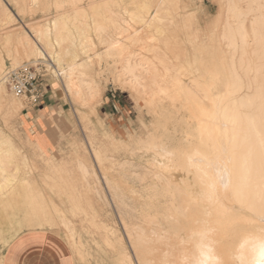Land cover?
Wrapping results in <instances>:
<instances>
[{"label":"rangeland","instance_id":"1","mask_svg":"<svg viewBox=\"0 0 264 264\" xmlns=\"http://www.w3.org/2000/svg\"><path fill=\"white\" fill-rule=\"evenodd\" d=\"M35 1L36 0H2V1L0 0V2H2L0 3V16H1L0 17L1 20L0 54L2 55L4 60V67L2 70L1 80L4 73L9 68L19 67L22 64L29 62L42 63L43 68L47 69L46 71L47 73L43 85L44 93L46 94L47 84L48 86H52L53 90L57 94L56 99L57 102L59 103L58 115L55 119V129H54L55 136L57 139V145L49 153L47 151H43L27 138V136L24 134L22 129V122L24 121V117H25L24 114L29 112L31 108L38 107L43 97L38 101L37 104L29 105L25 99L14 96L9 91L5 83L2 81L5 88V95H7L5 97L8 99V101H13V103L15 102V104L17 105V107L14 110L9 111V106H7L5 102L2 103L0 101V150L3 151L2 154L4 153V151L7 150L9 151L8 154H6V156L2 155L3 157L15 159V160L12 159L13 164L11 163L10 166L12 169L11 173L17 174L13 177L15 178V181L17 183L16 185L17 189L14 198L15 199L14 203H11L12 201H10L9 198H6L4 196L2 197L3 199H1L0 196V219L3 216L4 218L3 223H6L7 233H11V232L18 233L20 230L22 231L42 230L57 236L69 246L75 258V264H118L117 262L118 256L114 252V249L110 248V246L105 245L106 244L105 239L113 240L114 237L116 239L118 238L124 244L130 256H132V258L135 260L136 263V256L133 252V249H131L132 238L130 236L137 238L143 236L147 238V241H150L152 238L153 239L159 238L158 237L159 227L161 226V224L166 222L164 217L166 215L167 210H169L172 207V204L170 202L171 197L170 196L167 197L168 193L164 191V189L162 191V188L159 186L160 184L159 178L156 177L155 175L157 167L154 164H152L154 161V156H152L153 154L139 151V149L141 147H144L146 143L151 141L150 139H152V137L151 138L146 137L147 135L150 134L147 132L148 131L151 132L154 129H159L162 126L161 122H163L164 124L165 121L164 118L165 119L167 118V113H169L168 114L169 117L172 118L171 120H169L170 123L168 125L169 126L168 129H170V134L172 137L170 141L173 144H178V142L182 141V137H183L182 132L184 129V125L180 121H178V119L181 120L180 117H182L184 113L183 112H179L180 114L178 113V111L182 110L181 106L177 104L176 108L174 107V105L171 103L172 100L168 99L170 98L169 93H164L165 95L164 94L162 95L161 93L162 97L159 94L158 96H160L162 99L156 96L154 98L155 101L151 99V97L149 99L148 97L149 94H144V95L141 94L142 97L140 95L138 96L139 94L138 91H135L134 88L131 86V84H129V81L127 80V77H129V75L125 77V75L122 72V68L125 62V59L122 56H126L125 57L126 59L127 58L140 59L142 57L140 60L142 63H147V61L149 62L150 59H152L149 57H153V56L155 58L157 57L156 58L158 65L157 67L159 70H161L160 74L163 77L165 76V78H167L168 80L170 78V81H172L173 80L172 78H174L175 73H176L175 77L176 75L180 77V75L183 74L181 78L183 77L182 79L189 83L192 77L188 79L189 77L188 74L190 76H193V74H195L194 76L196 77V73H194V71L199 68L198 62H196L197 61L196 59L198 58L197 56L200 54L198 49L201 47V45L202 46H204V44L208 45L207 42L211 40V37H215V39L216 38L218 39L219 36L221 35L222 32L221 29H223L222 26L217 25L218 27L216 26L215 29L213 27L221 6L224 7L225 5L224 10L225 12H228L229 11L228 7H230L229 5L234 4L238 8V10L240 7L239 11H241V7L244 9L247 7V1L246 0H227V1L225 0L223 1L222 0H191V1L190 0H165V1L150 0L148 2V0H139L140 1L139 4L138 0L137 1L115 0L118 3H120L116 5L117 2L114 3V0H112L113 2L107 5V7H102L103 5L102 6L100 5L103 4L104 2L103 0H96V2L95 0L94 1L83 0L84 4L83 1L80 0L79 1L77 0H39L38 1L37 0L36 2ZM73 1L77 6V7L75 6V10H77L78 8L82 10L85 8L87 10L86 11L84 9L88 16L86 18L87 19L89 18L88 22L86 21L87 19L82 18V16H80L79 14H78L79 16H77L79 17V19L75 17L76 15L74 16L73 11L75 10H74ZM90 1H93L96 4L98 3L97 9L91 10L90 8L91 11L89 10V6L92 3V2L90 3ZM135 1L138 3H136ZM220 1L222 2V4ZM151 2L152 4L154 3L157 4L156 6H158L159 8H162L160 11V17L163 16L164 22L162 21L163 18L161 17L160 22H158L160 24L157 23L158 25L154 26L155 28H157V31L161 32V33L159 32L160 35L155 28L153 29L152 27H149L152 30L151 32V30H149L148 27L145 28L144 24L142 25L141 22L139 23V21H141V17L144 16V13L145 12L147 13L146 9L149 7L148 3L150 4ZM261 2L264 4V0H262ZM70 3L72 5H70ZM143 4H145L144 5L145 7L147 6L148 7L145 9L143 7ZM152 4H150V6ZM155 4L149 8L151 11L148 10L149 13H147L144 16L146 17L147 20H149L151 15L154 16L156 14L155 10L157 8ZM136 5L137 6L139 5L138 8ZM100 6L104 10H101V8H99L100 9L99 10L98 7ZM109 6L112 9H110ZM188 6H190V8L187 10L194 12L195 16L194 14L191 15L186 14L187 10L185 9V7ZM127 7L130 8L128 9ZM139 7H141V9ZM20 9L22 10V12L25 13H22ZM65 13L66 14L68 13L70 15L72 13L73 14L72 16L75 17L74 20V17L71 16L73 20L76 22H73L71 18V21L68 24L69 30L72 31L71 33L70 31H68V28H64L62 25L57 29V31L54 28L53 20L56 17H58L60 14H65ZM180 13L182 14L180 15ZM229 13H226L227 14L226 16H228ZM164 14L165 15L167 14V16H165ZM3 15H7V16H3ZM102 16L106 17V19H103L104 17ZM108 16L113 17L112 20L115 18L116 19V21L114 20L115 23L118 21L117 23H119L121 27L119 26L118 29L117 28L118 26H115V23L110 25L111 28L107 26L108 19L110 20V17ZM190 16H192L193 20L192 18L190 19L187 18ZM229 16H231V13L229 14ZM80 17L83 19V21L81 20ZM101 17L104 20V22L100 19ZM137 18H138L137 20L138 22L135 21ZM233 18H231L230 20L233 21ZM76 19L81 21L82 24L80 22L78 24V21ZM186 19H188L190 22ZM98 20H100L101 23H99ZM95 21H97L96 23L102 25L106 22L105 25L103 26L107 27V29L109 28L107 30L104 27L103 32H106V34L103 33L102 38H107L109 36L111 39H114L115 37H117L115 39L117 40L119 39L122 42L123 46L125 44L126 46L129 47V49H127L128 47L122 49L123 47L122 46L120 47L122 49L121 50L119 46H121L122 44L119 41L118 42L119 45L117 44L118 48L114 49L113 51H110L116 54L112 55L113 54L112 53L111 54L112 56L109 55L108 47L104 46L105 44L102 45L100 43L99 38H97L98 36L96 37L97 33L93 32L94 31L93 26ZM198 22L201 23L199 27L197 26L199 24ZM85 23L89 25L91 23L90 26L92 30L90 29V31H92V33H90L89 30L87 31V29L84 26ZM80 24L82 25V27ZM46 25L48 26L47 28L51 30L49 34V41L51 43L47 44L46 41L43 39L42 42L39 41V46L36 45L38 48H41L39 51L38 48L35 46V44H33L32 45L33 49L32 47H29L27 55L21 56L20 54H18L16 48L17 46L16 39H18L20 34L24 35L26 30L33 36H35L36 32L38 31L44 33V29H42V27ZM76 26H78L77 30H75ZM23 28H25L26 30H23ZM121 28L123 30L122 32H125V33L120 32L122 33L121 34L122 36L118 32V30L121 31ZM80 29L81 32L84 31L85 34L87 33L88 37L90 35L89 38L86 35L87 37L86 39V37H84V34L83 35L81 34V37L85 38L82 41L83 45L86 42L85 44L86 47L83 46L84 48H82V44L81 45L79 44L80 42H77V40L80 41L81 38L79 36V33L81 32L80 31L78 32V30ZM133 30L135 31L137 30L139 33L140 32L142 33L140 34L134 33L135 31ZM153 30L157 32V34H154ZM213 30L219 33L218 37L216 35V32H214ZM162 31L163 32L167 31V33L166 32L163 33ZM209 31H213V32H209ZM58 32H59L58 35L61 37V39L56 34ZM126 32H130V33H126ZM145 32L147 33L150 32V35L152 36L154 35L155 38L148 34L149 36H147L148 37L147 39L146 36H143V34L147 35ZM210 33L214 34V36L211 35ZM30 34H29V38L32 44L34 42L30 37ZM112 34L113 35L119 34V35L113 36ZM135 34H137L139 37H137V35ZM163 34L164 35L166 34L165 38L164 36L162 37ZM126 35L127 36L129 35V37L131 36V38L133 37L132 40ZM156 35L160 36L161 39ZM135 36L139 40L136 39ZM70 37H72L73 39L75 38L74 40H76V42L72 43L70 40L72 38ZM126 37L129 39H127ZM141 37H142L141 39L142 42L147 43V45L146 44L143 45L144 43L141 44L140 42ZM150 38L151 40H149ZM156 38L157 39L159 38L158 40H160V43ZM195 38L197 39V42ZM59 39L62 41V43L61 41L59 42ZM133 39H136L137 41ZM165 39L167 41L169 39L170 40L167 42ZM56 40L61 45L56 43ZM205 40L207 42L203 43ZM138 41L139 44H137ZM148 41H151L150 43L153 46L154 45L155 46L153 47L152 45H150ZM133 43H135L136 45ZM50 44L52 45L49 46ZM71 45L73 48L71 47ZM142 45L145 48L150 45L149 50L151 49L152 54L151 52L149 53V51H147ZM192 45L193 47H191ZM166 46L168 47V49ZM220 46L223 53L228 51L226 53L227 54L226 56H229L228 53L231 54V52H229L230 49L227 47L225 42H223V45ZM196 47L197 49H195ZM249 47H251L249 51L254 50L253 45H250ZM85 48H87L86 53L87 55H89L88 57L93 59H90L87 57V55H85L84 53ZM158 48L159 51L160 50L162 51L160 52L158 51L157 54ZM104 50L107 52H105ZM116 50L119 51L120 55L121 52H123V55L119 57L116 56L119 55ZM196 50H198V52ZM154 51L156 53H154ZM131 52H136L137 54L136 53L134 54L138 57H136L134 54L133 56H131L132 54ZM141 52L142 54L139 55ZM105 55H107V57ZM127 55L130 57H128ZM195 55H196L195 57L196 59L194 58ZM51 56L53 58H51ZM145 56H147L148 59H146ZM143 57H145L144 58L145 61L143 60ZM159 58L160 60H164L165 62L160 61ZM236 58L237 60L239 59L238 57ZM158 60L160 61V63H158L159 62ZM184 60L188 61V63H191L190 65L192 67V70L190 69L191 67L189 68V66H187L189 65L187 64V62L186 65L185 63H183ZM261 61H264V59ZM161 62L164 63L165 65L164 64L161 65ZM193 62L196 63L195 65L197 67L193 64ZM72 64L73 65L77 64L76 66L78 65L84 66L82 69L86 76L84 75L83 81L93 83L92 86L95 89V93L93 94L92 103L90 101V103L88 102V104H85L86 102L83 101L84 98H86V95L89 93L87 89H84L81 97H75V96L73 97L72 93L69 91L66 81H67V75L69 69L72 66ZM183 65L184 68L186 67L185 69L182 67ZM193 65L195 67H193ZM163 68H167V69H163ZM170 70L171 71L173 70L172 71L173 73L172 72L169 73L168 71ZM186 70L187 71L190 70L191 72L190 71L186 72ZM178 71L181 72L180 75H178V73H180ZM184 71L185 74L182 73ZM164 72L169 77L165 75ZM170 74H172L171 77ZM168 80H165L164 83H167ZM83 85L85 86L86 83H83ZM129 85L133 89L130 88ZM168 86H170V83L168 84ZM136 93L137 95H135ZM166 94H168V96ZM144 98L148 99V100H144L146 101L145 104L147 106L143 102ZM159 99H160L159 101L160 104L157 102V100ZM113 102L117 106H119L121 103V105L127 106L128 109L127 111L123 110V112L122 111L119 112L120 109H118L117 123L116 125H113L111 127L109 121L105 120L102 114L100 117L99 112L101 111L99 110L103 106L105 105L109 106V104H111L113 111L117 112V109L113 105ZM150 102L152 103L149 104ZM154 103L155 105H153ZM148 106H150V108L154 106V109L152 108L150 109ZM156 106L158 107L157 111L155 109ZM177 107H179V110ZM159 108L161 110H159ZM169 108H173L170 109L172 110V112L169 110ZM154 110L156 111V113L154 112ZM160 118L161 120L164 121L159 122ZM175 121H178L176 122L178 125L174 123ZM155 122L156 123L159 122V124L157 125L159 126V128L157 126H154L156 125L154 124ZM174 124H176V126ZM180 125L181 126L183 125V129ZM178 127H180V129ZM175 129L177 130L176 131L177 133L174 131ZM163 130L164 128L161 129L160 132L161 135L164 134ZM176 141L177 143H175ZM93 145H95L96 147ZM2 148L5 150H3ZM97 149L100 150V152ZM94 150L97 151L94 152ZM94 153L99 154V156L97 154L95 155ZM97 157H99V159ZM131 157H133L134 160H132L133 158ZM147 157L149 158L148 160L146 159ZM80 160L84 161V164ZM88 163L89 166L87 165ZM130 163H133V165L131 166ZM139 163L142 164L140 165ZM80 164L83 165L86 164L87 165L86 167L89 169V173L92 174L86 175L84 177L82 168L79 167ZM90 168L95 170H92ZM104 168L106 169V171ZM104 171L106 173L108 171L110 175H106ZM107 176L111 181L115 183L113 187L110 186V188H108L107 183L105 182L106 181L105 178ZM60 177L63 179H60ZM65 181H67L66 183L70 182L71 185L68 183L69 185L67 184L68 185L67 186L65 184ZM46 183L47 185H50V187H48ZM56 183L58 184V187H55L57 186ZM51 186H53L55 190ZM72 187L73 188L75 187L77 189V190L75 189L76 192H73L74 189H72ZM49 188H51L53 194ZM57 188H59V190L62 191L63 195L61 194V192H59ZM183 192H184L183 189L180 194L176 192L177 201H178L177 206L180 207V209H186V206L189 205L186 203V199L189 195H183ZM39 196L41 197L39 198ZM63 196L66 199L63 198ZM33 197H37V198L34 200ZM78 197L80 198V200L78 199ZM153 197L155 199H151ZM76 199L79 200L78 202L79 206L77 203L78 200ZM45 201H47V203ZM80 201L83 202L81 206L82 209H80V205H81ZM43 202H45V204ZM51 205L53 209L51 208ZM85 208L87 214L86 212L85 214L83 213ZM77 212H79V214ZM171 212H172V208L168 218L169 222H171V218H170ZM91 216L92 218L94 216L96 218L95 219L96 221L92 220V218H90ZM66 218L71 223V226H73L74 228V233H75L74 235L73 234L69 235L70 233H68L67 229L62 224L63 219ZM15 219H17L18 221H15ZM91 224L92 227L94 226V228H91ZM108 227L111 228L112 230L111 231L107 230ZM10 228H12V230H10ZM105 231L110 232L111 235ZM0 233H2V231H0ZM114 234L116 236H114ZM79 239L81 240L80 242ZM77 245L81 250V254L83 252L82 256L79 253L80 250H77L78 249ZM81 258L84 259L81 260Z\"/></svg>","mask_w":264,"mask_h":264},{"label":"bare ground","instance_id":"2","mask_svg":"<svg viewBox=\"0 0 264 264\" xmlns=\"http://www.w3.org/2000/svg\"><path fill=\"white\" fill-rule=\"evenodd\" d=\"M77 1H79V0H77ZM80 1H83V0H80ZM93 1H90V3L92 2L90 4V6L88 5L89 10H90V8H91V10L97 9L98 3L96 4ZM103 1H104L103 4L99 3L101 6L103 5L102 7H107V5H109L110 3L113 2L112 0H103ZM131 1H133V0H131ZM149 1L150 0H148V2ZM164 1H163V3H164ZM225 1H227V0H225ZM246 1H247V7L245 9L241 7V11H239L240 7L238 10V8L234 4L229 5L231 8L228 7V9L231 13V16H233L235 18L229 16V14H230L229 11L225 12V10H224L225 5H224V7L221 6V8L218 12V15L216 17V21H215L214 26H213L214 29L216 28L217 25L222 26L223 29H221V31H222L221 35L219 36L218 39L217 38L215 39V37H211V40H209V42H207L205 40L203 43L207 42L208 45L207 44H204V46L201 45V47L198 49L200 54L197 56L198 57L197 59L195 58L196 55L194 56V58L197 60V61L196 60L195 61L198 62L199 68L194 71V73H196V77L194 76L195 74H193V73H192L193 76H190L188 74V76H189L188 77L186 75L188 77V79L190 77H192L191 81L189 80L190 81L189 83L186 82L185 80H183L182 79L183 77L181 78V76L183 74L180 75L181 74L180 71H178V72H180V73H178V75H180V77L177 75L175 77V74H176L175 73L174 78H172L173 79L172 81H170V78L168 80L167 78H165V76L163 77L160 74L161 70H159L157 67L158 66L157 65V59H156L157 57L156 58L154 56L149 57V58H152L156 61L150 59L149 62L147 61V63H142L140 61L142 58L141 56H140L141 57L140 59H138V58H127L126 59L125 58L126 56H122L125 59L123 68L121 67L122 72L125 75V77L129 75V77H127V80L129 81V84H131V86L134 88V90L138 91V93H139L138 96L139 95L141 96V94H143V95L149 94L148 95L149 99L151 97V99H153L155 101L154 98L156 96H158L159 94L162 97V95L164 93H169L170 98H168V99L172 100L171 103L174 105V107L176 108L177 104L179 106H181L182 110L178 111V113L179 112L184 113V115L182 117H180L181 120L178 119V121H180L184 125V129H183V125L182 126L180 125L183 129L182 141L178 142V144H173L170 141V139L172 137L170 134V129H168V127H169L168 125L170 123L169 120H171L172 118L169 117V115H168L169 113H167V118L166 119L164 118L165 121L161 120V118L159 121V122L164 121V124H163V122H161L163 127L161 126L159 128V126H157L159 124V122H157V123L155 122L154 124H156V125H154V126H157L159 129H154L151 132H149L147 130L148 131L147 133H150V134L147 135L146 137H148V138L152 137V139H150L151 141L146 143V145L144 147H141L139 149V151L153 154L152 156H154V161H153V163L152 162L151 163L157 167L155 175H156V177L159 178V183H160L159 186L162 188V191L164 189V191H166L168 193L167 197L168 196L171 197L170 202L172 204V207H171L172 212L170 215L171 222H169L168 218H169L171 208L169 210H167L166 215L164 217L166 222L161 224V226L159 227V233H158L159 238H154V239L152 238L150 241H147V238H145L143 236L140 238L130 236L132 238L131 239L132 240L131 241V247H132L131 249H133V252L136 256V263L137 264H258V261H259V245L261 243H264V61H261L264 59V4L261 2L262 0H246ZM95 2H96V0H95ZM115 2H117V1L114 0V3ZM0 3H2V2H0ZM73 3H74V10H75L76 5H75L74 1H73ZM86 3H88V2H86ZM136 3H138V2H136ZM142 3H143V1H142ZM146 3H147V1H146ZM165 3H167V2H165ZM83 4H84V1H83ZM117 4H120V3L117 2L116 5ZM139 4H140V1H139ZM150 4H152V2ZM150 4L148 3V6H149V7L147 6L148 8L144 6L145 4H143V7L145 9L147 8L146 9L147 13H149V11H151L149 8L152 5H154L155 3L152 4L151 6H150ZM193 4H194V2H193ZM221 4H222V2H221ZM238 4H236V5H238ZM70 5H72V4L70 3ZM156 5L157 4H155V6ZM25 6H27V5H25ZM101 6L98 7V9L101 8V10H104ZM138 6H137V8H138ZM161 6H163V5H161ZM226 6H228V5H226ZM132 7H133V5H132ZM139 8L141 9V7H139ZM156 8H157L156 9L157 12L155 10L156 14L154 13L155 14L154 16L151 15V17H150L151 20H150V18H149V20H147L146 17H144L147 14L146 12L144 13L143 17L139 16V17H141V21H139V23L141 22L142 25L144 24L145 28L152 27L154 29L155 28L154 26L160 24L158 22H160L161 17L163 18V16L160 17V11L162 8H159L158 6H156ZM166 8H167V5H166ZM189 8H190V6L185 7L186 10ZM84 9L82 10V9L78 8L77 10L73 11L74 16L76 15L75 17L77 19H79V17H77V16L80 15V16H82V18L87 19L86 18V17H88L87 13H86L87 10L85 9L86 10L85 11ZM110 9H112V8L110 7ZM167 10H169V9H167ZM21 12H22V10H21ZM22 13H25V12H22ZM226 13H229L228 16H226L227 15ZM73 14L71 13V15H70L68 13L67 14L65 13V14H60L58 17H56L53 20L54 28L56 29V31L59 27H61V25L64 28H68L69 27L68 24L71 21V18L74 17V16H72ZM181 14L182 13H180V15ZM186 14L191 15V14H194V12L187 10ZM135 15H133V16H135ZM3 16H7V15H3ZM104 16H102V17H104ZM165 16H167V14ZM194 16H195V14H194ZM75 17H74V20H75ZM93 17H95V16H93ZM102 17L100 19L104 22L103 19H106V17H104L103 19H102ZM108 17H110V16H108ZM82 18H81V20L83 21ZM97 18H98V16H97ZM112 18L113 17H110V20H112ZM116 18H117V16H116ZM138 18L135 21H137ZM187 18L190 19V18H192V16L187 17ZM231 18H233V21L230 20ZM88 19L86 20L87 22L89 21ZM74 20L72 18V21L76 22ZM95 20H97V19H95ZM110 20L108 19V23H107L108 24L107 26H109V27H110V25L115 23L116 19L114 18L112 20L113 22ZM119 20H121V19H119ZM163 20H164V18L162 19V21ZM186 20H188V19H186ZM192 20H193V18H192ZM77 21H78V24H79V22L81 23V21H79V20H77ZM98 21H99V23H101L100 20H98ZM0 22H1V20H0ZM73 22H72V24H73ZM91 22H92V20H91ZM96 22L97 21H95L94 26H93V29H94L93 32L97 33V35L96 34L95 35H96V37L98 36L97 38H99L100 43L102 45L105 44L104 46L108 47L109 55H111L113 52H110V51H113L114 49L118 48L117 46L119 45L118 42L120 40L115 39L117 37L114 38L115 40L111 39L109 36L107 38H102L103 33L106 34V32H103L104 27H105L103 25H105V23L107 21L103 25L96 23ZM86 23L84 25L85 28L87 29V31L89 30V32L92 33V31H90L91 23H90V25L86 24ZM116 23H115V26H118L117 28L119 29L120 25H119V23H117V24ZM198 23H197L198 25L197 24L196 25L199 27V25H201V23L200 22H198ZM92 24H93V22H92ZM135 24H137V23H135ZM39 27H41V26H39ZM47 27H48L47 25L43 26L42 29H44V33L43 32L41 33L40 31H38V32H36L35 36L31 35L29 32H27V30L25 28H23V30H26V32H25L26 35L20 34V36H19L20 38L18 37V39H16V41L18 43V44L16 43L17 53L20 54L21 56L27 55L29 47H32L33 44H35V46L36 45L39 46V41L42 42L43 39L46 41L47 44L51 43L49 41V34H50L51 30L48 29ZM81 27H82V25H81ZM77 28H78V26L75 27V30H77ZM79 28H80V26H79ZM105 28L107 29V27H105ZM117 28H115V29H117ZM122 28H121V31L118 30L120 35L122 33H125V32H122L123 31ZM115 29H113V30H115ZM135 29H137V28H135ZM155 29L157 31V28H155ZM162 29H164V28H162ZM200 29H201V27H200ZM149 30H151V29L149 28ZM159 30H161V29H159ZM216 30H219V29H216ZM68 31H70V33L72 32L71 30H69V28H68ZM79 31L81 32V29L78 30V32ZM133 31H135V30H133ZM136 31L134 33H139L138 31L137 32ZM144 31H145V29H144ZM213 31H209V32H213ZM59 32L56 34L58 35ZM83 32L84 31L79 33V36L81 37V34L82 35L84 34V37H86V35L88 37V34L87 33L85 34V32L84 33ZM120 32H122V33H120ZM151 32H152V30H151ZM157 32L159 33L160 31H157ZM157 32L154 31V34H157ZM165 32L167 33V31H165ZM165 32H163V33H165ZM214 32H216V31H214ZM126 33H130V32H126ZM140 33H142V32H140ZM145 33L147 35L143 34V36L147 37L150 35V32L149 33L145 32ZM160 33H159V35H160ZM22 34H23V32H22ZM29 34H30V37L32 38V40L34 42L32 44H31V40L29 38ZM119 34H117V35H119ZM210 34L214 36V34H212V33H210ZM117 35H113V36H117ZM135 35H137V34H135ZM165 35L163 34L162 37L164 36V38H165ZM216 35L218 37L219 33L216 32ZM105 36H107V35H105ZM150 36H152V35H150ZM58 37L61 39V37L59 35H58ZM84 37H81L82 40L80 38V41L77 40V42H80L79 43L80 45L82 44V48H84L83 46L86 47V45H85L86 42L84 41L85 42L84 45L82 42L85 39ZM87 37H86V39H87ZM89 37H90V35H89ZM127 37H129V35ZM137 37H139V36L137 35ZM137 37H136V39H138ZM146 37H145V39H146ZM152 37L155 38L154 35ZM157 37H160V36H157ZM70 38H72V37H70ZM129 38L132 40L133 37L131 38V36H130ZM129 38H127V39H129ZM53 39H55V38H53ZM60 39H59V42L61 41ZM72 39H70L72 43L76 42V40H74L75 38L73 39L74 41ZM136 39H133V40H136ZM141 39H142V37L140 38V40ZM147 39H148V37H147ZM160 39H161V37H160ZM62 40H63V38H62ZM70 40H69V42H70ZM149 40H151V38ZM59 42H57V40H56V43L60 44ZM130 42H133V41H130ZM140 42H141V44L144 43L143 45H145V44L147 45V43L142 42V40ZM148 42L150 43L151 41H148ZM158 42L160 43V40H158ZM196 42H197V39H196ZM196 42H195V44H196ZM223 42H225L227 47L230 49L229 52H231V54L228 53L229 56H226L227 55L226 53L228 51L225 52V50H224L225 53H223V51L221 49L220 45H223ZM61 43H62V41H61ZM135 43H137V42H135ZM135 43H133V44H135ZM43 44H44V42H43ZM121 44H122V42H121ZM137 44H139V41ZM163 44H164V42H163ZM200 44H202V43H200ZM51 45L52 44H50L49 46H51ZM150 45H152V44L150 43ZM250 45L254 46L253 51H249V49L251 48V47H249ZM122 46H123V44L121 46H119V48ZM124 46H123L124 48L122 47V49H125L126 47H128L125 44H124ZM131 46H133V45H131ZM149 46L146 48L144 46L143 47L147 51H149V53H150L151 49L149 50ZM71 47H72V45H71ZM153 47H151V48H153ZM166 47H165V49H166ZM191 47H193V45ZM197 47H199V46H197ZM197 47L195 49H197ZM223 48H225V47H223ZM228 48H227V50H228ZM32 49H33V47H32ZM40 49L41 48H38V51ZM86 49L87 48H85V51H84L85 55H87ZM108 49H107V51H108ZM127 49H129V47ZM160 49H161V47H160ZM167 49H168V47H167ZM198 50H196V51L198 52ZM107 51H105V52H107ZM116 51L119 54V51L118 50H116ZM158 51H159V48L157 50V54H158ZM160 51H162V50H160ZM126 52H127V50H126ZM131 53H132L131 56H133V54L136 52H131ZM144 53H147V52H144ZM154 53H156V52L154 51ZM106 54H108V53H106ZM115 54L113 53L112 55H115ZM141 54H142V52L139 55H141ZM151 54H152V52H151ZM121 55H123V52H121ZM121 55L119 54L116 56L119 57ZM148 55H150V54H148ZM160 55H161V53H160ZM88 56L89 55H87V57ZM105 56L107 57V55H105ZM142 56H144V55H142ZM128 57H130V56H128ZM136 57H138V56H136ZM145 57H146V59H148L147 56H145ZM145 57H143V60ZM162 57H164V56H162ZM184 57H186V56H184ZM236 57H238L239 59L237 60ZM51 58H53V57L51 56ZM88 58H90V57H88ZM90 59H93V58H90ZM159 60H160V58H159ZM160 61L163 62L164 60H160ZM160 61L158 63H160ZM162 62H161V65L164 64ZM186 62H187V64H189L187 66H189V68H190L191 63H188V61H186V60H184L183 63H185V65H186ZM189 62H191V61H189ZM194 62H193V64L195 65L196 63H194ZM76 65L72 64V66L69 69V72L67 75V81H66L68 89L72 93L73 97L74 96L75 97H81L84 89H87L89 91V93L86 95V98H84L83 101L86 102L85 104H88V102L90 103V101L92 103L93 94L95 93V89L92 86L93 83L83 81L85 73H84L82 68L84 66H81V65L76 66ZM164 65H163V67H164ZM194 65H193V67L196 66V65L195 66ZM3 67H4V60H3L2 55L0 54V101L2 103L5 102L6 105L9 106V111H11V110H14L17 107V105L15 104V102L13 103V101H8V99L5 97L7 95H5V88H4V85H3L2 80H1ZM182 67L184 68V65ZM163 69H167V68H163ZM190 69L192 70V67ZM172 71L170 70L168 72L171 73ZM189 71L186 70V72H189ZM182 73L185 74V71ZM165 75H167V74L165 73ZM171 75L172 74H170V77H171ZM59 77H60V74H59ZM165 80H168L167 83H164ZM83 83H86V85L84 86ZM169 83H170V86H168ZM131 86H130V88H132ZM130 88H129V90H130ZM132 89H131V91H132ZM134 90H133V92H134ZM148 91H149V93H148ZM161 93H162V95H161ZM135 95H137V93ZM166 95L168 96V94H166ZM160 96H158V97L161 98ZM158 97H157V99H158ZM144 100H148V99H145V98L143 99V102L145 104L146 101H144ZM153 100H152V102H153ZM159 101H160V99L157 100V102L160 104ZM152 102H150L149 104H151ZM155 103L153 105H155ZM161 105H162V103H161ZM150 106H148V107L150 108ZM160 107H162V106H160ZM168 107H167V109H168ZM151 108L154 109V106ZM164 108H166V107H164ZM177 108L179 110V107H177ZM155 109L157 111L158 107L156 106ZM170 109H173V108H169V110ZM159 110H161V109L159 108ZM162 110H163V108H162ZM156 111L154 110L155 113H156ZM170 111L172 112V110H170ZM178 121H175L174 123H176ZM181 123H179V124H181ZM176 124H174V125L176 126ZM162 128H164V130H163L164 134L161 135L160 132H161ZM178 128L180 129V127H178ZM174 131L176 132L177 130L175 129ZM180 131H182V130H180ZM175 143H177V141ZM93 146H95V145H93ZM3 150H5V149H3ZM96 151L94 150V152H96ZM98 151L100 152V150H98ZM2 152L3 151L0 150V196H1V199H3L2 197L5 196L6 198H9L10 201H12L11 203H14L15 202L14 198H15L16 189H17V186H16L17 183L15 181V178H13V177L17 174L11 173L12 169H11L10 164L15 159L12 158L13 159L12 160L11 158H7V157L5 158L2 156V155L6 156V154H8V152H9L8 150L4 151L5 154L4 153L2 154ZM97 155L99 156V154H97ZM140 155H142V154H140ZM97 158L99 159V157H97ZM131 158H133V157H131ZM142 159H143V156H142ZM146 159L148 160L149 158L147 157ZM132 160H134V158ZM81 162L84 164V161H81ZM83 164H80L79 167L82 168V171L84 173V177L86 175L92 174V173H89V169L86 167L87 165L89 166V163L87 165L86 164L83 165ZM130 165L132 166L133 163H130ZM101 167H103V166H101ZM92 168H90V169H92ZM92 170H95V169H92ZM105 171H106V169H105ZM108 171H107V173H109ZM102 172H103V170H102ZM107 173H106V175H110V173L109 174H107ZM178 175H179V177H178ZM60 179H63V178L60 177ZM105 179H106L105 182L107 183L108 188H110V186L113 187V185L115 183L113 181H111L108 178V176ZM67 181H65V184L66 185L68 183L70 184V182L66 183ZM52 184H53V182H52ZM46 185H47V183H46ZM47 186L50 187V185H47ZM51 187H53V186H51ZM55 187H58V184ZM49 189L51 191V188H49ZM53 189L55 190L54 187H53ZM57 189L59 190V188H57ZM72 189H74L73 192H76V190H77L75 187L74 188L72 187ZM182 189L184 190L183 195H189L186 199V203L189 204L186 206V209H180V207L177 206L178 201H177L176 194L177 193L180 194L182 192ZM51 192L53 194V191H51ZM59 192H61V194H62V191L59 190ZM75 195H78V194H75ZM59 196H60V194H59ZM40 197L41 196H39V198ZM79 197H78V199L80 200L81 197L80 198ZM36 198L37 197H33L34 200ZM63 198H65V197L63 196ZM78 199H76V200H78ZM151 199H155V198L153 197ZM43 200H44V198H43ZM79 200L77 201V203L79 202ZM45 202L47 203V201H45ZM45 202H43V203L45 204ZM80 202H81L80 209H82L81 206H82L83 202L82 201H80ZM40 205H39V207H40ZM78 206H79V203H78ZM51 208L53 209L52 205H51ZM77 211H79V210H77ZM81 211H83V210H81ZM85 212H86V208L83 211V213L85 214ZM77 213L79 214V212H77ZM86 214H87V212H86ZM90 218H92V216ZM90 218H87V219H90ZM93 218H92V220L96 221L95 220L96 218L94 216H93ZM15 221H18V220L15 219ZM11 223H12V221H11ZM3 224H4V228L6 230V228H7L6 223H3ZM62 224L67 229L68 233H70L69 235L75 234L74 228H73V226H71V223L67 220V218L63 219ZM89 226H90V224H89ZM91 228H94V226L92 227V224H91ZM10 230H12V228H10ZM107 230L111 231L112 229L108 227ZM105 232H107L111 235L110 232H108V231H105ZM114 236H116V235L114 234ZM72 238H73V236H72ZM74 238H77V237H74ZM114 239L113 240L105 239V242H106L105 245L110 246V248L114 249V252L118 256V261H117L118 264H136L135 260L132 258V256H130V254L127 251V249L125 248L124 244L118 238L116 239L114 237ZM80 241L81 240L79 239V242ZM77 242H78V240H77ZM77 246H75V247H77ZM77 250H80L79 246H78ZM79 253L82 256L83 252L81 254V250ZM99 257H100V255H99ZM83 259L81 258V260H83Z\"/></svg>","mask_w":264,"mask_h":264},{"label":"crops","instance_id":"3","mask_svg":"<svg viewBox=\"0 0 264 264\" xmlns=\"http://www.w3.org/2000/svg\"><path fill=\"white\" fill-rule=\"evenodd\" d=\"M46 94L38 107H33L24 114L22 129L27 138L48 153L57 145L55 119L58 105L52 86H46ZM113 111L111 104L100 108L99 114L116 125L119 112L128 109L125 105L117 106ZM121 129V128H120ZM4 218L0 219V264H75V258L69 246L57 236L42 230H20L7 233L3 227ZM5 230V231H4Z\"/></svg>","mask_w":264,"mask_h":264},{"label":"built area","instance_id":"4","mask_svg":"<svg viewBox=\"0 0 264 264\" xmlns=\"http://www.w3.org/2000/svg\"><path fill=\"white\" fill-rule=\"evenodd\" d=\"M46 71L42 63L29 62L7 69L2 81L14 96L25 99L29 105H35L45 94L43 85Z\"/></svg>","mask_w":264,"mask_h":264},{"label":"snow or ice","instance_id":"5","mask_svg":"<svg viewBox=\"0 0 264 264\" xmlns=\"http://www.w3.org/2000/svg\"><path fill=\"white\" fill-rule=\"evenodd\" d=\"M258 264H264V243L259 245V261Z\"/></svg>","mask_w":264,"mask_h":264}]
</instances>
